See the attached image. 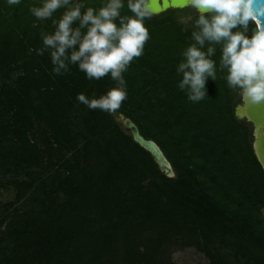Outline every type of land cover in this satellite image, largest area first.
Wrapping results in <instances>:
<instances>
[{
	"label": "trees",
	"instance_id": "16d2710c",
	"mask_svg": "<svg viewBox=\"0 0 264 264\" xmlns=\"http://www.w3.org/2000/svg\"><path fill=\"white\" fill-rule=\"evenodd\" d=\"M42 2L0 0V264H176L174 252L191 247L209 264H264V169L219 46L207 97L193 103L178 87L195 10L145 20L150 39L123 73L127 98L109 114L77 95L106 94L117 86L110 73L89 80L70 64L56 75L50 50L37 54L41 33H53L66 10L40 20L30 8ZM83 2L98 9L104 0ZM124 4L121 14L132 15ZM255 28L249 21V38ZM118 113L158 142L176 177Z\"/></svg>",
	"mask_w": 264,
	"mask_h": 264
},
{
	"label": "clouds",
	"instance_id": "9594fccd",
	"mask_svg": "<svg viewBox=\"0 0 264 264\" xmlns=\"http://www.w3.org/2000/svg\"><path fill=\"white\" fill-rule=\"evenodd\" d=\"M20 3L21 0H7L9 6ZM185 5L194 9L198 18L191 32L192 43L183 51L184 59L176 69L182 74L179 89L186 91L193 103L207 97L206 80L217 78L212 57L219 46V69L226 71L228 86L238 90L244 104H264V24L260 22L264 5L259 0H185ZM124 7V0H104L98 9L83 0H43L42 6L30 8L40 20L66 9L58 20H53V33H41L43 48L37 50L38 55L50 50L54 74L67 73L71 64L78 65L89 80H100L110 73L116 82L117 86L99 98L77 95V100L91 110L114 114L120 109L127 98L123 73L134 58L143 54L150 39L144 22L156 14L152 0H127L132 15H122ZM249 21L256 24L251 38L247 35ZM75 22H79L77 27H73Z\"/></svg>",
	"mask_w": 264,
	"mask_h": 264
},
{
	"label": "water",
	"instance_id": "95a60500",
	"mask_svg": "<svg viewBox=\"0 0 264 264\" xmlns=\"http://www.w3.org/2000/svg\"><path fill=\"white\" fill-rule=\"evenodd\" d=\"M259 3L264 5V0H259ZM152 6L156 14L169 8L186 7L185 0H152ZM260 22L264 24V17L260 18ZM236 115L240 119L246 118L253 124L255 136L253 146L256 156L264 169V104L248 106L243 102L239 103L236 106ZM116 119L128 129L133 140L153 156L159 168L168 177H176L172 162L155 139L143 135L138 124L124 113H118Z\"/></svg>",
	"mask_w": 264,
	"mask_h": 264
},
{
	"label": "rangeland",
	"instance_id": "374dc122",
	"mask_svg": "<svg viewBox=\"0 0 264 264\" xmlns=\"http://www.w3.org/2000/svg\"><path fill=\"white\" fill-rule=\"evenodd\" d=\"M8 196L9 195L5 196L4 200L7 199ZM1 199L3 200V197ZM173 259L176 264H209L206 256L193 247L176 250L173 254Z\"/></svg>",
	"mask_w": 264,
	"mask_h": 264
}]
</instances>
